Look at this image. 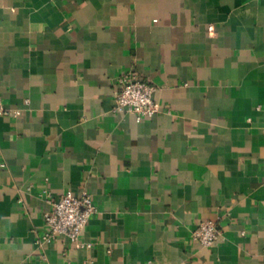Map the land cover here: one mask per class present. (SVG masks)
Returning a JSON list of instances; mask_svg holds the SVG:
<instances>
[{"label": "crops", "instance_id": "obj_1", "mask_svg": "<svg viewBox=\"0 0 264 264\" xmlns=\"http://www.w3.org/2000/svg\"><path fill=\"white\" fill-rule=\"evenodd\" d=\"M130 69L162 112L112 110ZM0 94V264H264V0H0ZM68 190L90 247L38 242Z\"/></svg>", "mask_w": 264, "mask_h": 264}, {"label": "built area", "instance_id": "obj_2", "mask_svg": "<svg viewBox=\"0 0 264 264\" xmlns=\"http://www.w3.org/2000/svg\"><path fill=\"white\" fill-rule=\"evenodd\" d=\"M156 90L157 86L140 76L136 70L124 71L117 77L112 110L130 112L134 114L137 121L152 117L163 111L162 106L156 100ZM12 112L13 109L4 103L0 94V114H11ZM48 201L50 207L44 212L45 230L39 235L38 242L45 245L64 234L78 246H92L91 241L83 238L85 227L97 211L92 194L83 191L77 195L72 190H68L58 198L50 195ZM222 234L219 221L206 218L202 219L193 230L192 239L204 246H213L220 240Z\"/></svg>", "mask_w": 264, "mask_h": 264}]
</instances>
